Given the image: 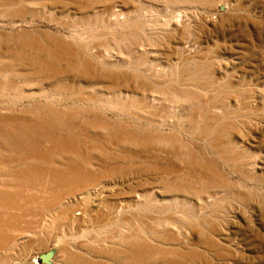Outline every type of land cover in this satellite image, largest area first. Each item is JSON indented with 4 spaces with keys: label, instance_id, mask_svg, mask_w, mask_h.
Returning a JSON list of instances; mask_svg holds the SVG:
<instances>
[{
    "label": "rangeland",
    "instance_id": "374dc122",
    "mask_svg": "<svg viewBox=\"0 0 264 264\" xmlns=\"http://www.w3.org/2000/svg\"><path fill=\"white\" fill-rule=\"evenodd\" d=\"M264 264V0H0V264Z\"/></svg>",
    "mask_w": 264,
    "mask_h": 264
},
{
    "label": "water",
    "instance_id": "95a60500",
    "mask_svg": "<svg viewBox=\"0 0 264 264\" xmlns=\"http://www.w3.org/2000/svg\"><path fill=\"white\" fill-rule=\"evenodd\" d=\"M55 255L54 251H49L40 255V262L44 264H52V259Z\"/></svg>",
    "mask_w": 264,
    "mask_h": 264
}]
</instances>
